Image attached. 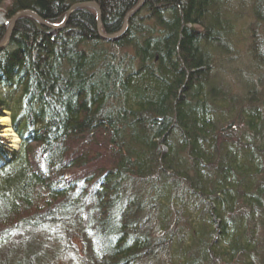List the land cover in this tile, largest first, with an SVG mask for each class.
Masks as SVG:
<instances>
[{"label":"trees","instance_id":"16d2710c","mask_svg":"<svg viewBox=\"0 0 264 264\" xmlns=\"http://www.w3.org/2000/svg\"><path fill=\"white\" fill-rule=\"evenodd\" d=\"M6 1L53 25L96 3L109 36L141 2ZM130 19L105 42L90 7L24 16L0 50V264H262L264 0Z\"/></svg>","mask_w":264,"mask_h":264},{"label":"water","instance_id":"95a60500","mask_svg":"<svg viewBox=\"0 0 264 264\" xmlns=\"http://www.w3.org/2000/svg\"><path fill=\"white\" fill-rule=\"evenodd\" d=\"M146 0H141V2L135 7L134 10L131 11V13H129L126 18H125V22L124 25L122 27V31L118 34H111V36L109 35H105V33L102 31L101 29V9H99V6H97L96 3L93 2H87L86 4H76V6L72 7L69 12H67L66 17L63 21V23L61 25L58 24H50L47 23L45 20H42L35 12H28V11H23L21 14H18L17 16H15L9 23H8V30L5 34V38L2 40V42L0 43V50H2L3 48H6V46L8 45L11 37H12V32L13 29L16 26V23L19 19H21L24 16H28L31 18H34L38 23H40L42 26L47 27L53 31L56 30H61L62 28H64L66 26V21L68 20V18L70 17V15L75 12L77 9L79 8H94L97 11V20H98V31H99V35L101 37V39H103L105 42H111V41H116L117 39L121 38L128 29V25L130 22V18L132 17V15H134L135 13H137L138 11H140L142 9L143 4L145 3ZM4 24V23H1ZM0 24V26H1Z\"/></svg>","mask_w":264,"mask_h":264},{"label":"rangeland","instance_id":"374dc122","mask_svg":"<svg viewBox=\"0 0 264 264\" xmlns=\"http://www.w3.org/2000/svg\"><path fill=\"white\" fill-rule=\"evenodd\" d=\"M11 0H7L6 1V4L7 5H10L11 3ZM91 9H93V10H95L94 8H91ZM0 13L1 14H4L5 15V17H6V22L4 23V25L3 24H1V26L2 27H4L5 26V28L8 30V23L11 21L7 16V14H6V12H5V10L3 9V10H1L0 11ZM67 22V21H66ZM0 26V27H1ZM16 27V26H15ZM15 29V28H14ZM14 29H13V31H14ZM261 31H264V27L263 28H261ZM12 37H13V35H12ZM12 37H11V39H12ZM11 39H10V41H11ZM10 41H9V43H8V45L6 46V48H4V49H7V48H9V49H11V47L9 46L10 45ZM263 73H264V71H263ZM262 75H264V74H262ZM2 129V130H1ZM0 132H1V134H2V138L5 140V141H7L6 143H8L7 145H10V148L12 149V150H17L18 149V147H19V140H18V142L17 143H15L14 142V140H15V138H17L18 136L16 135V134H14V132L12 131V128L10 127V119H9V115H5L4 117H0ZM262 252L264 253V246H263V250H262ZM262 264H264V261H263V263Z\"/></svg>","mask_w":264,"mask_h":264},{"label":"bare ground","instance_id":"6f19581e","mask_svg":"<svg viewBox=\"0 0 264 264\" xmlns=\"http://www.w3.org/2000/svg\"><path fill=\"white\" fill-rule=\"evenodd\" d=\"M65 17H66V16H65ZM65 17H64V19H65ZM64 19H63V20L61 21V23L58 24V25H61V24L63 23ZM5 22H6V17H5V15L0 13V24H1V23H5ZM3 25H4V24H3ZM18 140H19V138L17 137V138H15L14 142L17 143Z\"/></svg>","mask_w":264,"mask_h":264}]
</instances>
